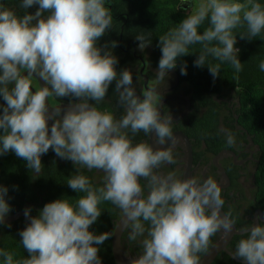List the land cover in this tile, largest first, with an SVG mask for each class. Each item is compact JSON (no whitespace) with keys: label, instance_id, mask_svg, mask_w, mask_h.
<instances>
[{"label":"clouds","instance_id":"obj_1","mask_svg":"<svg viewBox=\"0 0 264 264\" xmlns=\"http://www.w3.org/2000/svg\"><path fill=\"white\" fill-rule=\"evenodd\" d=\"M34 5L38 6L35 13L25 11L21 16L0 4V97L5 101L0 112V155L11 151L39 173L41 157L51 149L74 166L102 170L103 186H93L83 174L69 178L68 187L83 195L75 204L64 198L46 203L19 233L29 256L14 260L13 253L0 249L2 264H101L99 246L110 233L89 229L102 214V202L121 210L130 242L142 238V253L131 264H200L211 237L220 231L228 236L236 221L231 213L221 215L222 189L211 176L179 179L173 172L156 171L176 163L173 119L169 113L161 114L156 88L137 95L132 73L118 72L117 57L104 50L109 46H98L112 27L105 0H21L20 6L27 10ZM238 28H246L239 33L242 39L260 36L264 5L256 0L200 3L177 28L159 37L162 55L156 79L164 80L193 45L201 46L195 66L206 65L213 78L226 62L242 71L240 49L235 47ZM136 40L141 50L150 44L144 34ZM209 57L220 63H210ZM259 68L264 71V61ZM181 74H187L186 66ZM34 77L44 82L36 91ZM113 81L124 109L119 120L95 106ZM51 97H73L79 102L62 110L49 106ZM126 130L153 134L155 147L145 142L134 145ZM225 135L227 145L233 146L232 133L225 131ZM7 192L0 185V222L11 210ZM30 213V208L25 209L26 217ZM245 231L248 234L238 241L232 257L246 264H264V223Z\"/></svg>","mask_w":264,"mask_h":264},{"label":"trees","instance_id":"obj_2","mask_svg":"<svg viewBox=\"0 0 264 264\" xmlns=\"http://www.w3.org/2000/svg\"><path fill=\"white\" fill-rule=\"evenodd\" d=\"M256 2L264 5V0H256ZM0 4L21 16L25 11L35 13L38 8L34 5L25 10L20 6L21 0H0ZM105 6L111 10L112 27L98 42V46H109V49L104 48V50H110L117 57V71L128 69L132 73L133 87L139 94L138 87L144 83L141 73L143 62L146 64L144 74L146 73L150 80H154L162 55L159 37L177 28L193 9L183 0H105ZM205 27L207 21L201 26L200 31L203 32ZM245 31L246 28L234 30V34H237L235 47L240 49L238 59L242 63V71L237 72L230 63L226 62L221 64L219 76L213 78L206 65L197 67L194 64L201 51L200 45L191 46V53L179 57L177 67L172 69L185 85L191 103L189 115L172 124V131L179 130L190 139L193 150L205 157V165L221 149L229 147L225 131L235 134L236 126L243 128L246 132L245 136H249L259 147L256 187L252 200L245 210H241L234 203L223 207L224 211L231 213V218L235 219L237 230L250 229L255 224L252 216L256 209L260 208L264 213V71L259 68L261 61H264V32L249 40L242 39L239 35ZM140 34H144L150 42L143 50L139 48V41L136 40V36ZM112 42L116 43L115 47H111ZM208 61L212 64L220 63L211 57ZM184 66H186V75L181 74V68ZM114 89L115 81L110 85L103 101L89 102L95 103L100 111L111 112L114 118L119 120L124 115V109L119 104L118 93ZM53 98L63 104L77 101L73 97ZM2 102L5 101L0 97V104ZM4 105L0 107V112ZM126 131L134 145L140 142L150 144L149 136L143 132L133 134L130 130ZM41 162V171L35 173L27 167V162L18 158L15 153L9 151L0 155V185L8 189L5 198L11 209L5 218L27 208L31 209V217L37 216L46 203L57 199H68L75 204L83 194L74 192L66 183L69 178L77 174L87 176L95 187L103 186V180L96 176L95 169L87 170L79 165L74 166L71 161L56 156L51 149L42 155ZM227 172L231 182L236 184L230 171ZM180 177H183V170L180 172ZM141 183L146 184V181L142 179ZM145 191L147 192V189ZM99 207L102 214L89 230L95 234L110 233L109 239L99 246L98 254L101 264H117L113 255L112 241L116 224L123 215L111 202H102ZM28 224L27 219L22 217L13 223L0 225V249L13 253L14 260L29 256L22 246L19 235ZM145 227L147 228V224ZM128 234L127 229L122 237V245L130 253H126L127 256L138 257L142 253L140 245L142 238L138 237L136 241L130 242ZM247 234L234 236L228 246L231 253L235 252L238 241ZM222 236L223 232L220 231L211 237L208 251ZM206 253H201L200 259ZM2 261L3 258L0 257V264ZM213 264L244 263L237 262L226 252H221Z\"/></svg>","mask_w":264,"mask_h":264},{"label":"flooded vegetation","instance_id":"obj_3","mask_svg":"<svg viewBox=\"0 0 264 264\" xmlns=\"http://www.w3.org/2000/svg\"><path fill=\"white\" fill-rule=\"evenodd\" d=\"M149 88H156L159 91L158 106H160V112L162 115L171 114L173 124L178 123L189 115L191 103L186 94V87L181 83L174 71L170 70L166 78L162 81L156 78L154 80L149 79L148 87H145L144 83L140 85L138 87L139 94L137 93V95H142ZM141 98L143 97L141 96ZM49 102L52 107L65 105L56 101L53 97L49 98ZM76 102L79 101L77 100ZM52 122L49 121V125ZM175 132L177 131L173 133ZM245 134L246 132L243 128L236 126V133H232L235 138V144L231 148L221 149L215 156L211 157V161L207 165L204 164L205 157L199 155L196 150H193L194 162L191 175L201 180L209 176L214 178L221 186L222 198L225 201L224 205L229 206L230 203H234L241 210H245L249 205V201L252 200L256 187V171L259 163V147L254 144L249 136H245ZM175 139L176 143L172 146V150L176 163L165 164L159 169H156V171L162 175L173 172L177 178L183 179V177H180V172L183 170L184 175L187 162V149L181 136L177 135ZM167 146L166 144L165 147ZM227 171H230L236 184L231 182ZM95 173L99 179L103 180L102 170H95ZM252 217L255 224L257 221H259V224L264 223L262 209H256ZM122 248L123 251L129 253L124 245H122Z\"/></svg>","mask_w":264,"mask_h":264},{"label":"water","instance_id":"obj_4","mask_svg":"<svg viewBox=\"0 0 264 264\" xmlns=\"http://www.w3.org/2000/svg\"><path fill=\"white\" fill-rule=\"evenodd\" d=\"M145 69H146V64H145V62H143V66L141 68V73H142L143 78H144V86L148 87L149 77L146 74H144V70ZM35 78L40 83V86H43L44 82L42 80H39V77H35ZM33 91H36L34 87H33ZM4 104H5V102H2L0 104V107L2 105H4ZM49 106L52 107L50 102H49ZM69 106H70V104H65V105L52 107V108L61 107L62 110H66ZM50 111H54V110L50 108ZM173 135H174V137L177 136V135L181 136L182 139L184 140L185 145H186L187 162H186L185 169H184L183 179L184 178H188V177H190L192 175L193 162H194L193 148H192L191 141L181 131H177V132L173 133ZM149 141H150V145H152L154 147L153 134H149ZM223 213H226V212L222 209L221 210V215H223ZM22 217L26 218L27 221L30 223L31 215L29 217H26L25 216V210H23V211H19V212L15 213L14 215H12V216H10L8 218H5L3 222H0V225L13 223V222L19 220ZM122 221H123V217L116 224V228H115V232H114V236H113V241H112L113 255H114V258H115V261H116L117 264H131V261L133 259H135V258H138V257L126 256L124 254V251H123V248H122V237H123L124 232L127 229H123ZM256 224H259V221H257ZM245 233H247V231H245V230H237L236 227H234L232 233L229 234L228 236H225L224 233H223L222 238L219 241H217L210 248V250L200 259V264H213V262L216 260V258L218 257V255L221 252H226L232 257V253L228 249L229 243L232 241L234 236L242 235V234H245ZM233 259H235L237 262L246 264L245 261L240 260L238 258H233Z\"/></svg>","mask_w":264,"mask_h":264},{"label":"rangeland","instance_id":"obj_5","mask_svg":"<svg viewBox=\"0 0 264 264\" xmlns=\"http://www.w3.org/2000/svg\"><path fill=\"white\" fill-rule=\"evenodd\" d=\"M183 1L186 2V0H183ZM203 2H206V0H187L186 3H188V6L191 7L193 9V12H194L196 10V8L198 7V5L200 3H203ZM33 85H34L33 87L35 88V90H37L39 87H41L40 83L37 81V79L35 77L33 78ZM124 254L127 256L125 251H124Z\"/></svg>","mask_w":264,"mask_h":264}]
</instances>
